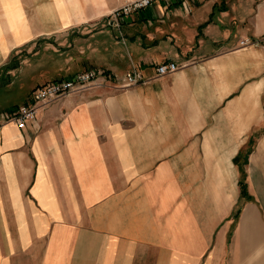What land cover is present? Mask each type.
Wrapping results in <instances>:
<instances>
[{
	"label": "crops",
	"instance_id": "crops-1",
	"mask_svg": "<svg viewBox=\"0 0 264 264\" xmlns=\"http://www.w3.org/2000/svg\"><path fill=\"white\" fill-rule=\"evenodd\" d=\"M52 1L22 3L0 57L44 43L41 84L97 77L24 129L0 110V264H264V43L240 45L264 0H157L118 26L107 0Z\"/></svg>",
	"mask_w": 264,
	"mask_h": 264
},
{
	"label": "rangeland",
	"instance_id": "rangeland-1",
	"mask_svg": "<svg viewBox=\"0 0 264 264\" xmlns=\"http://www.w3.org/2000/svg\"><path fill=\"white\" fill-rule=\"evenodd\" d=\"M16 2V0H13ZM31 0H18L19 5L22 8V3H29ZM122 0H107L108 5H112L115 9L121 7L127 2L120 4ZM2 0H0V3ZM56 9V17L65 18L66 17V2L61 0L52 1ZM120 4V5H119ZM19 5H12L6 7L1 14L4 19L0 21V42L2 43L6 39L4 38L7 32L11 35L12 39L17 45L22 43L26 37L29 35L30 31V21L22 11ZM113 9V10H115ZM112 10V11H113ZM111 11V12H112ZM39 18L42 15L38 11ZM48 20H52L49 19ZM66 24V22H64ZM44 43H38V48L35 47L34 53L24 52V47L17 46L13 48V43L8 47V53L6 56L0 57V110L1 111H11L20 104L24 103L27 97L30 96L32 90L43 83L40 75H31L32 72H36V57L41 51V47ZM4 47V48H3ZM2 50L5 46L1 47ZM31 50V49H29ZM30 54V55H29ZM45 54V53H44ZM36 56V57H35ZM26 60V61H24ZM4 65V67H2ZM10 68H13L10 70ZM241 167L242 165H238Z\"/></svg>",
	"mask_w": 264,
	"mask_h": 264
},
{
	"label": "built area",
	"instance_id": "built-area-1",
	"mask_svg": "<svg viewBox=\"0 0 264 264\" xmlns=\"http://www.w3.org/2000/svg\"><path fill=\"white\" fill-rule=\"evenodd\" d=\"M157 0H133L125 3L121 7L113 10L109 15L111 24L119 25L121 19L129 17L133 12L140 11ZM264 43V37L257 40L245 39L240 41L241 46L253 45L260 46ZM178 66L169 62L157 66L158 76H165L175 72ZM97 77L95 69H88L79 72L68 79H60L50 81L34 88L30 94V98L26 103L20 104L10 111L6 117L13 122L18 129H24L28 123H32L36 119L37 110L45 107L60 97L70 95L71 93L85 90L93 86V82ZM147 81L143 78L141 72L134 67L123 78V87L130 88L145 84Z\"/></svg>",
	"mask_w": 264,
	"mask_h": 264
},
{
	"label": "trees",
	"instance_id": "trees-1",
	"mask_svg": "<svg viewBox=\"0 0 264 264\" xmlns=\"http://www.w3.org/2000/svg\"><path fill=\"white\" fill-rule=\"evenodd\" d=\"M240 188H241L242 194H245V183H244L243 179L240 180Z\"/></svg>",
	"mask_w": 264,
	"mask_h": 264
}]
</instances>
